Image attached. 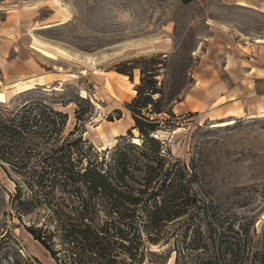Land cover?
Masks as SVG:
<instances>
[{"label":"trees","instance_id":"16d2710c","mask_svg":"<svg viewBox=\"0 0 264 264\" xmlns=\"http://www.w3.org/2000/svg\"><path fill=\"white\" fill-rule=\"evenodd\" d=\"M166 63L158 53L117 64L132 81L139 73L125 103L133 124L104 149L83 135L94 106L79 92L36 85L15 105L0 103V168L14 185L3 199L0 264H43L19 247L18 226L56 264H264L262 203L237 187L219 195L201 158L176 157L160 136L180 124L171 108L179 88L158 85Z\"/></svg>","mask_w":264,"mask_h":264},{"label":"rangeland","instance_id":"374dc122","mask_svg":"<svg viewBox=\"0 0 264 264\" xmlns=\"http://www.w3.org/2000/svg\"><path fill=\"white\" fill-rule=\"evenodd\" d=\"M241 1L247 0H194L187 5L179 0H0V55L4 56V72L10 73L2 78L0 91L5 94V102L13 98L12 105L19 101L14 98L17 93L13 83L29 78L35 86L56 90L64 97L79 92L94 106L93 115L85 123L84 137L97 148L107 141L113 146L133 124L125 103L134 97L139 82L137 70L132 81L115 67L140 56L167 55L158 85L179 88V101L175 100L171 108L180 124L160 136L176 157L187 162L201 158L206 180L219 195L237 187L242 194L252 192V201L264 206V112L243 114L234 117L231 124L220 125L233 116L216 118L223 112L210 115L208 111L176 108L186 93L196 92L197 79L220 68L227 59L244 57L260 43L256 39L264 38V4L256 9V5L248 7ZM59 4L70 10L72 26L64 28L69 20L32 29L43 22L57 21L54 13ZM32 37L64 48L73 58L40 54L31 46ZM28 60L36 64L35 71L19 74ZM5 61L10 66L16 64L17 72L5 70ZM62 109L68 112V127L73 128L75 104ZM116 109L121 111L120 118ZM113 129L117 133H111ZM134 135H138L136 130ZM13 187L0 168V232L5 190ZM13 231L25 253L43 264H56L23 227Z\"/></svg>","mask_w":264,"mask_h":264},{"label":"crops","instance_id":"0c3cea01","mask_svg":"<svg viewBox=\"0 0 264 264\" xmlns=\"http://www.w3.org/2000/svg\"><path fill=\"white\" fill-rule=\"evenodd\" d=\"M246 2L245 5L253 8L255 5L256 8L264 4V0ZM261 11L264 12V8ZM5 63L7 65L5 70L16 71V64L10 66L9 61ZM36 67L32 60H28L19 68L18 73L27 74L35 71ZM0 69L1 83L2 78L4 80L10 74L4 72V56L1 55ZM197 82L194 88L196 92L186 93L183 100L176 104V108L182 111H208L210 115L211 112H223L216 118L264 112V42H260L244 57L234 56L227 59L220 68L213 69L208 75L197 79ZM232 111H237V114Z\"/></svg>","mask_w":264,"mask_h":264},{"label":"bare ground","instance_id":"6f19581e","mask_svg":"<svg viewBox=\"0 0 264 264\" xmlns=\"http://www.w3.org/2000/svg\"><path fill=\"white\" fill-rule=\"evenodd\" d=\"M240 4L245 5V2L241 1ZM54 15H57L59 18L56 19L57 21H53V22H43L42 24L38 25V26H33L32 29H39V28H49L53 25H60V24H64L67 23L70 19H71V12L70 10L65 7L62 4H59ZM256 42H264V38H258L255 40ZM31 46L40 54L50 57V58H55V57H61V58H65V59H69L71 60L73 57L71 56V54L69 52H67L64 48L48 43L44 40H41L37 37H32L31 39ZM14 87H15V91L16 93H20L22 91H25L29 88L34 87V83L32 81V78H29L28 80L25 81H16L15 83H13ZM6 101V97L3 91H0V102H5ZM234 114H237V111H232ZM237 117L233 116L231 119H229L228 121H224L221 123H218L220 125H227V124H231L233 122V118ZM111 133H117V129H113L111 131ZM134 141H137L136 138H134ZM111 142L107 141L106 144L101 145L100 148H106V147H110Z\"/></svg>","mask_w":264,"mask_h":264},{"label":"water","instance_id":"95a60500","mask_svg":"<svg viewBox=\"0 0 264 264\" xmlns=\"http://www.w3.org/2000/svg\"><path fill=\"white\" fill-rule=\"evenodd\" d=\"M99 149H104V148H99Z\"/></svg>","mask_w":264,"mask_h":264}]
</instances>
